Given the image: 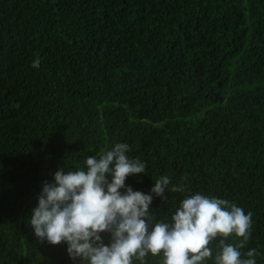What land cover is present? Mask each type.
<instances>
[{"label":"trees","instance_id":"trees-1","mask_svg":"<svg viewBox=\"0 0 264 264\" xmlns=\"http://www.w3.org/2000/svg\"><path fill=\"white\" fill-rule=\"evenodd\" d=\"M117 143L146 165L122 194L167 175L166 223L189 195L228 200L264 264V0H0V264H83L29 219L58 170Z\"/></svg>","mask_w":264,"mask_h":264},{"label":"clouds","instance_id":"clouds-1","mask_svg":"<svg viewBox=\"0 0 264 264\" xmlns=\"http://www.w3.org/2000/svg\"><path fill=\"white\" fill-rule=\"evenodd\" d=\"M32 66L39 68V58ZM128 151V144L117 143L98 157L89 156L84 168L67 173L61 168L55 183L44 184L29 219L40 242L66 243L69 256L83 264H147L149 255L160 257V264H206L216 242L214 264H256V249L242 251L251 237L252 214L236 204L189 195L166 223L157 222L150 207L152 194L167 199V175L154 182L152 194L131 187L122 194L126 179L146 169L139 159H129ZM170 191L186 188L177 185ZM105 232L111 234L110 245L103 243Z\"/></svg>","mask_w":264,"mask_h":264}]
</instances>
